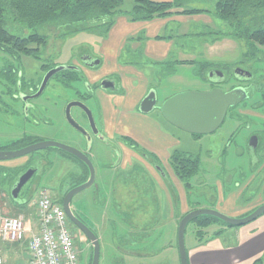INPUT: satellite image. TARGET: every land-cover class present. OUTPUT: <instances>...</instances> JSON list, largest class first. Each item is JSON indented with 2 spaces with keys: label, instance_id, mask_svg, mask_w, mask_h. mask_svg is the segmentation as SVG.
Instances as JSON below:
<instances>
[{
  "label": "crops",
  "instance_id": "crops-1",
  "mask_svg": "<svg viewBox=\"0 0 264 264\" xmlns=\"http://www.w3.org/2000/svg\"><path fill=\"white\" fill-rule=\"evenodd\" d=\"M180 10L174 9L166 17L140 21H131L123 14L117 15L113 26L100 41V56L92 55L100 60V64L94 69H100L97 72L85 70L91 85L107 78L114 80L118 88V91L112 92L98 87L94 90V96L98 102L101 131L117 149L110 152L108 148V153L101 154L98 163H102L104 179L108 177L114 182L115 197L112 202L116 201L115 205L123 217L122 224L126 227L121 238H127V241L117 257L122 264V257L125 256L145 259L162 254L160 241L176 235L172 223H179L190 209L189 199L193 200L192 196L188 197L183 184L168 163L170 152L181 149L188 138L162 117L141 113V100L149 90L157 89L156 85L165 74L173 73L174 62L193 65L196 64L195 61L203 60L211 64L234 65L240 57L238 43L231 38L212 39L200 35L201 32L191 35L189 31L179 32L180 27H176L175 22L195 20L197 17L181 14ZM195 21H201L207 27L211 24V20L205 18ZM207 73L203 72L202 81L207 80ZM129 140L154 154L156 164L163 166L168 176L163 175L159 169L157 172L154 165L147 163L136 153L128 144ZM95 142L108 147L106 142L94 140L93 143ZM88 149L91 151V147ZM16 163V160L5 162L7 166H15ZM75 171L78 175V169ZM202 182L198 185L197 194H194L195 198H204L207 191L209 194L218 192V195L207 205L199 206L240 217L264 203L261 197L250 205L239 202L247 189V180L242 186L235 188L231 184L226 188L219 184L218 191L207 188L205 180ZM10 206L5 190L0 188V215L3 211H8ZM12 212V216L20 214L18 211ZM167 221L170 223L169 229L167 225L162 226ZM37 222L38 220L34 231L38 229ZM232 234L230 242L203 241L190 254L187 252L188 263L264 264V214ZM29 239L30 236L26 235L21 242L0 239L3 264H22L27 260ZM170 247L174 248L173 245ZM129 249H133L135 253ZM148 264L164 262L158 258V261Z\"/></svg>",
  "mask_w": 264,
  "mask_h": 264
},
{
  "label": "flooded vegetation",
  "instance_id": "flooded-vegetation-1",
  "mask_svg": "<svg viewBox=\"0 0 264 264\" xmlns=\"http://www.w3.org/2000/svg\"><path fill=\"white\" fill-rule=\"evenodd\" d=\"M29 45H31L34 50L32 54L28 53V48L30 47ZM46 47V45H40L35 43L24 44L21 43L19 40H11L10 42L5 43L0 42V52L2 53V55L0 56V151H17L29 145L38 143L43 140L41 139V136L46 133L45 128H52V125L54 124L50 120V118L52 117H50V114L48 113L58 107L62 97V94L58 91L57 88H53L52 92H50L48 95L45 94V89L47 88V85L52 79H57L59 80V82L62 81L66 86H71L73 81H78L81 78L89 82L85 70H90V68L86 67L84 65V62H91L94 58L92 57L93 54L90 52V50L86 48L77 53L76 58L71 62L70 66H73V68L55 73L48 81L44 90L41 91V85L46 74L49 71L56 69L58 66H60L54 64L51 58L49 59L48 63L45 62L46 57L44 56V49ZM31 58L34 60V63H31ZM31 65L33 69H30ZM237 67H242L249 72L245 75H240V77H249L250 79L245 81L235 79L234 70ZM215 68L225 72L229 78V81L227 83L231 85L225 90L241 86L246 89L248 93V98L251 97L252 100L255 99L254 102L248 104L246 102V100L248 99L247 98L236 106L229 108V110L231 109V120L234 124L231 133L232 138L228 141V144L220 150V153L222 151V153L224 154L222 156L226 157V152L229 151V149L233 146L237 149L234 153L238 155L240 159H245L246 161H242L241 164H238L237 162L231 170H226L227 172L224 174V177L222 176L221 182L218 183L222 187L224 186L225 188L230 184L233 185L235 188L242 186V183L247 180V188L257 186L259 187V189L263 188L264 192V84L260 80L252 79V76L254 75L253 71L239 63L234 64L230 67L222 65ZM99 69L100 68L98 67L97 69L91 70L92 72H97ZM64 71L72 72L73 78L70 80V82L65 83V81H63L62 72ZM81 74L83 75L81 76ZM104 79L107 78L99 80V82L94 86L90 83L89 92L84 93L79 90L78 98L68 100L65 104V110L67 108V105L72 101L83 102L87 105L88 101L90 102L95 99L94 90L98 87L101 88V82ZM213 87H219V84L217 86L214 85ZM74 109L77 110L78 114L87 123V126H84L88 130H90L89 121L85 113L78 108H72V113ZM153 111L151 113H153ZM227 116L228 113L226 115V118ZM161 117L164 119L162 115ZM166 122L173 126L168 121ZM98 128L101 131V128L99 126ZM81 138L84 142L85 139L82 136ZM93 139L98 140L94 136ZM83 142L81 144L74 142L73 146H76L79 149L86 151L85 147L87 146V143L85 141V144H83ZM128 144L130 145V147L135 149L136 153L142 156L147 163L154 165L153 168L157 170V172H159L158 168H160L164 175H167L163 166H161L160 164H156L157 159L154 154L145 150L143 147H141L138 143H135L134 141L129 140ZM108 148L110 152H114V149L117 151L116 147H114L113 149L108 146ZM176 150L184 154H190L183 149L172 150L170 152L168 162L172 170L173 167L171 165L170 159L172 153ZM61 153V155H63V158L55 160L53 162L52 159H50V154L47 150L34 152L28 157L24 156L7 161H0V188L3 189L6 188V185H10L11 191V188L13 187L15 182L21 176H23L24 174H28L27 172H30V178L24 184L21 191L24 189L26 195H28V193L32 190L33 195L31 199H34V197L39 193V191L47 190L46 188L41 187V185L45 179V176H47L48 172H50L52 166H56L59 163V165L62 164L63 167H71V173H76L75 169H78V176H80V178L76 183H74V185L69 186V188L67 189H64L63 182H61L62 184L59 182L56 183L54 186L55 189H57L56 196L54 199H57V201L63 208L67 193L74 187L88 181L90 178V171L85 164H83L75 157L65 152ZM42 158H46L48 162L46 160H41ZM15 160L17 161L15 166H7L5 164V162ZM181 183L183 184V187L188 197H194V194L196 193L197 189H194L192 187L189 190L185 187L182 181ZM88 188H91L93 190L94 196L92 200H96L99 192V186L96 181ZM80 193L76 194L71 199H67L66 204L72 213L70 217L65 208H63L67 216L69 228L73 233L75 239V246L79 252L80 264H94L96 242L95 240H97V242L99 243V257L97 259L96 264H112L111 262H115L116 264H122L120 261H118V255H115L114 259L109 261L107 254H103V236L99 233L96 222L86 218L77 208L76 204L83 202L82 198H77ZM214 198L215 196L210 193V201H213ZM261 198L264 199L262 195ZM101 202L105 204V200ZM115 203L116 201L114 200L113 206H116ZM189 204L190 209L185 213V215L191 212L192 210L198 208H209L199 206L200 202L197 200L193 201L192 199H189ZM181 219L179 220V222L181 221ZM81 224L87 226L89 230L92 231L93 235H95V238L93 237V239L91 240L88 234L84 231L83 226ZM123 240L127 241V238H123ZM133 245L134 244H131V246ZM129 250L132 251L133 249Z\"/></svg>",
  "mask_w": 264,
  "mask_h": 264
},
{
  "label": "rangeland",
  "instance_id": "rangeland-1",
  "mask_svg": "<svg viewBox=\"0 0 264 264\" xmlns=\"http://www.w3.org/2000/svg\"><path fill=\"white\" fill-rule=\"evenodd\" d=\"M215 0H185L184 6L187 8H206L212 9L213 3ZM134 4V0H124L123 10H129ZM199 15V16H198ZM195 20L206 19L211 20L210 26H205L201 21H195L191 19L186 22H175L176 27H180V31H189V35L194 32H201L200 35H206L212 39H216L218 36L217 32L219 29V25L224 24V22L214 17L210 12L209 13H200L197 14ZM104 33L98 28H90L87 30H77L75 32H68L63 30L61 33L53 32L52 37L49 40L47 47L44 49V56L46 57L45 62L48 63L49 59L53 61L54 64L57 65H70L71 62L76 58L77 53L81 50L86 49V47L90 50L93 55L100 56L99 54V45L102 40ZM224 39V38H220ZM239 46V45H238ZM259 52H257V56L255 58H248L247 60H243L241 50L239 48V59L236 62L244 65L246 68L253 71L254 75L252 79L260 80L264 84V46H258ZM2 53L0 52V56ZM51 61V62H52ZM200 62V63H199ZM203 60H197L196 64L189 65L186 63L177 64L174 62L173 73L165 74L164 77L161 78V81L158 85H156L157 89H154L157 93L158 101L157 108L153 111L154 115H158L161 117V111L159 109L160 105L164 102L165 99L171 97L172 95L183 92V91H197L204 92L212 89L214 85L207 80L202 81L201 79V63ZM31 63H34V60L31 58ZM218 65V64H216ZM225 66H232L231 64H219ZM33 69L32 65L31 68ZM176 69V71H175ZM169 73V72H168ZM83 74H81L82 76ZM231 84H221L219 87L226 89L230 87ZM90 83L84 79H79L78 81H73L71 86H66L62 81L52 79L50 83L47 85L45 89V94L48 95L52 92L53 88H57L58 91L62 94L61 101L57 108L51 110L48 114H50V120L54 125L52 128H45V132L40 138L43 140H54L67 145H73L74 142L81 144L83 139L81 135L75 131L74 128L68 123L65 116V104L68 100L78 98V91L81 92H89L90 91ZM251 91V90H250ZM166 97L163 101L162 99ZM255 99L252 100L249 97L246 102L251 104ZM87 106L91 109L94 120H96L98 126L100 127L99 121V110H98V102L93 99L92 101H88ZM73 117L77 119V121L87 126L85 120L78 114L77 110L74 109L72 113ZM231 109L228 112V116L224 122V124L217 129L215 132L207 135H201L196 137L189 133H182L188 139L186 140V144L180 150H185L190 154L199 155L200 166L199 171L196 175L191 177L190 182L194 189H197L203 182L206 181V187L212 188L215 191H218V185L221 182L222 176L227 172L226 170H231L234 165L238 162L241 164L242 161H246L245 159H240L236 152V148L233 146L227 151V155H224L220 150L228 144V141L232 138V127L234 124L231 120ZM85 144V141L83 142ZM50 154V159L52 162L58 159H62L63 155H61L62 151L56 148L47 149ZM86 151L94 164L95 168V181L99 186V192L96 200L93 199V190L91 188H86L81 191L78 195V199H83V202H80L77 205L78 210L88 219H91L96 222L98 226L99 233L103 236L102 245H103V254H107L109 261L113 260L115 255H119L118 250L121 249L122 245L126 242L121 239L123 236L124 230L126 229L125 225L122 224V216L118 211L116 206H113V198L115 194L113 193L114 182L108 177L104 179L103 171L101 170L102 163H98V158L101 154L108 153V147H104L102 144L95 142L91 146V151H89L86 146ZM72 169L63 167L62 164L59 163L56 166H52L50 172H48L47 176H45L44 181L42 182L41 187H44L48 190L49 194L55 198L56 190L55 184L63 182L64 189L69 188V186L74 185L80 176L76 175V173H71ZM67 184H66V183ZM219 182V183H218ZM62 184V183H61ZM5 195H7V199L9 204L8 211H3L0 216L12 215V211H18L20 213H24L26 222L29 225L35 228V224L37 221L36 215V207H35V198L33 200L25 201L23 203L16 202L13 200L10 194V185H6ZM214 196L218 195V192H212ZM261 195L264 197L263 188L259 189L257 186L249 187L245 190L242 199L239 201L243 205H250L257 201ZM26 193L24 189L20 192V200H24L26 197ZM11 197V198H10ZM210 194L206 193L204 198H195L193 200H197L200 202V205H207L210 203ZM105 200V204L103 201ZM57 201V199H56ZM58 202V201H57ZM59 203V202H58ZM260 206V205H259ZM258 206H255L256 209ZM7 209V208H6ZM253 209V210H254ZM218 210V209H217ZM252 210V211H253ZM220 211V210H219ZM251 211V212H252ZM11 212V213H10ZM223 213V212H222ZM250 213V212H249ZM248 213V214H249ZM224 214L232 216L224 212ZM247 215V214H246ZM245 216V215H244ZM243 217V216H240ZM169 229L170 223L167 221L162 224V226H166ZM247 225V224H246ZM243 226H229L226 223L220 220H214L210 225L206 227L198 226L194 221H191L185 231V245L187 248V252L190 254L193 249L203 241L204 243L213 242L217 240H224L227 242L232 241V233L236 230H240ZM174 227L173 231L176 233L172 238L167 237L160 241L159 248H162V254L155 255L150 258L145 259H137L132 257H122V261L124 264H148L158 261V258L163 259L164 264H180V255L178 248V238H177V229L178 224L172 223ZM94 227V226H93ZM118 227V231H117ZM200 230V231H199ZM31 236V233H26V237ZM202 239V241L200 240ZM173 245L172 249L170 246ZM118 262V261H116ZM112 264H116L115 262H111Z\"/></svg>",
  "mask_w": 264,
  "mask_h": 264
},
{
  "label": "trees",
  "instance_id": "trees-1",
  "mask_svg": "<svg viewBox=\"0 0 264 264\" xmlns=\"http://www.w3.org/2000/svg\"><path fill=\"white\" fill-rule=\"evenodd\" d=\"M184 1L134 0L131 9L123 10L124 0H0V42L19 40L24 44L47 46L53 32L58 35L63 30L75 32L98 28L107 35L119 14L126 15L131 21H140L166 17L173 13L172 10L181 9V14L210 12L221 19L224 24L218 29L217 38L235 40L243 60L255 58L259 52L258 46H264V0H215L212 9L187 8ZM29 46L28 53L32 54L34 50ZM218 66L222 65L203 61L200 65L201 76L203 72ZM62 76L65 83L73 78L69 71L62 72ZM170 162L175 175L190 190V179L199 171V155L176 150ZM214 220L218 219L200 216L193 221L198 226L206 227Z\"/></svg>",
  "mask_w": 264,
  "mask_h": 264
},
{
  "label": "water",
  "instance_id": "water-1",
  "mask_svg": "<svg viewBox=\"0 0 264 264\" xmlns=\"http://www.w3.org/2000/svg\"><path fill=\"white\" fill-rule=\"evenodd\" d=\"M91 56V55H90ZM91 62H84L85 66L94 69L100 64V60L95 58ZM92 59V58H91ZM73 66L70 65H60L56 69L49 71L41 85V91L44 90L50 78L60 71L71 69ZM249 73L242 67H237L234 70V78L240 80H248L249 77H240V75H245ZM207 80L213 84H224L229 81L228 76L220 69L212 68L207 73ZM101 89L105 91H118L116 87V82L111 79H104L101 82ZM248 98V93L244 87H235L233 89L225 90L220 87H213L209 91L197 92V91H183L172 95L171 97L164 100L159 109L162 116L166 121L171 123L173 126L179 130L189 133V134H198V135H207L215 132L223 124L229 108L236 106L237 104L243 102ZM157 93L156 91L150 90V92L143 98L140 105V112L144 114L151 113L157 108ZM72 108H78L82 110L88 121L90 130H88L84 125L80 124L72 115ZM65 116L68 123L75 129L86 141L87 147L90 148L93 144V136L98 140L106 142L108 146L114 149L115 144L109 142L103 132L98 128L91 109L83 102L72 101L67 105L65 110ZM50 148H56L65 152L83 164H85L90 171V178L88 181L74 187L71 189L67 195L63 208L67 211L69 217L72 215L71 210L67 206V199H71L76 194L90 187L95 182V168L94 164L91 161L89 155L86 151L79 149L73 145H67L54 140H42L38 143L29 145L21 150L17 151H0V161H7L11 159H16L19 157L29 156L34 152L47 150ZM41 160H48L42 158ZM160 170V168H158ZM161 171V170H160ZM21 176L11 188L10 194L13 200L19 203L27 202L31 199L33 191L31 190L24 200H20L19 194L24 186V184L30 178V172ZM164 175V173L161 171ZM264 214V203L258 206L249 214L243 217H231L222 213L221 211L213 208H198L192 210L186 214L178 225V248L180 255V264H189L187 248L185 245V231L188 224L194 219L200 216H211L217 218L218 220L226 223L229 226H243L246 225ZM75 218V217H72ZM84 231L88 234L89 238L92 240L95 235L92 231L89 230L87 226L81 224ZM95 254H94V264H96L99 257V243L95 240Z\"/></svg>",
  "mask_w": 264,
  "mask_h": 264
},
{
  "label": "built area",
  "instance_id": "built-area-1",
  "mask_svg": "<svg viewBox=\"0 0 264 264\" xmlns=\"http://www.w3.org/2000/svg\"><path fill=\"white\" fill-rule=\"evenodd\" d=\"M36 231L26 222L24 214L0 217V239L21 242L31 232L27 242L29 256L22 264H80L79 252L62 206L41 190L35 200ZM0 250V264H3Z\"/></svg>",
  "mask_w": 264,
  "mask_h": 264
}]
</instances>
